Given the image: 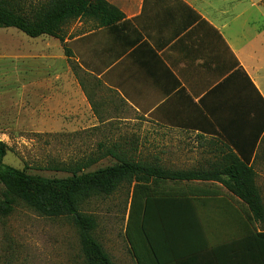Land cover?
<instances>
[{
    "label": "crops",
    "instance_id": "1",
    "mask_svg": "<svg viewBox=\"0 0 264 264\" xmlns=\"http://www.w3.org/2000/svg\"><path fill=\"white\" fill-rule=\"evenodd\" d=\"M107 1L126 23L83 20L86 31L65 38L64 91L85 124L142 129L120 137L141 148L114 146L103 158L135 154L167 173L204 176L160 181L165 191L143 196L159 255L172 264H264V220L252 217L226 175L251 156L264 200V133L255 145L264 59L231 28L247 0Z\"/></svg>",
    "mask_w": 264,
    "mask_h": 264
},
{
    "label": "rangeland",
    "instance_id": "2",
    "mask_svg": "<svg viewBox=\"0 0 264 264\" xmlns=\"http://www.w3.org/2000/svg\"><path fill=\"white\" fill-rule=\"evenodd\" d=\"M258 1L247 0L246 9L231 28L238 38H246L244 46L249 53L264 59V2L259 5ZM82 21L65 28L66 38L86 31ZM65 60L59 39H33L15 28L0 27V143L6 145L5 165L32 175L63 178L69 174L58 167L101 157L114 146L130 151L144 144L120 140L122 135L142 132L136 126L84 123L64 91ZM131 159L142 161L144 157L134 154ZM116 163L115 158H102L85 171ZM131 191L124 185L111 196L96 197L81 206L83 212L96 217L95 236L114 264H137L125 235ZM0 264L85 262L70 219L43 217L18 204L11 215L0 216Z\"/></svg>",
    "mask_w": 264,
    "mask_h": 264
},
{
    "label": "trees",
    "instance_id": "3",
    "mask_svg": "<svg viewBox=\"0 0 264 264\" xmlns=\"http://www.w3.org/2000/svg\"><path fill=\"white\" fill-rule=\"evenodd\" d=\"M124 14L107 0H0V27L15 28L30 38L50 36L62 43L65 28L78 20L97 22L110 28L123 22ZM66 56L71 51L65 49ZM261 98V97H260ZM263 105L264 100L261 98ZM264 133V121L257 140ZM113 154L112 152H109ZM117 163L94 171H85L104 156L89 158L57 169L69 175L46 178L26 170L5 165L6 145L0 143V216L13 213L18 204L47 218H68L77 229L80 250L85 264H114L102 243L95 236L98 222L94 215L85 213L81 206L96 197H108L122 186L131 187V201L125 235L137 264H172L161 258L147 229V208L150 200H142L149 193L165 191L157 183L166 180L201 179L198 174L167 173L156 166L136 161L126 155L113 154ZM251 156L236 159L230 168L229 189L243 201L256 220H264V200L256 185L257 174L249 166ZM205 179V178H203ZM264 239V233H258Z\"/></svg>",
    "mask_w": 264,
    "mask_h": 264
}]
</instances>
